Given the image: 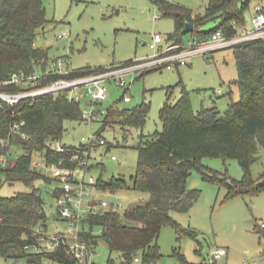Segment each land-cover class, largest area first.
Masks as SVG:
<instances>
[{
  "label": "trees",
  "instance_id": "trees-1",
  "mask_svg": "<svg viewBox=\"0 0 264 264\" xmlns=\"http://www.w3.org/2000/svg\"><path fill=\"white\" fill-rule=\"evenodd\" d=\"M152 1L161 8L162 16L175 19L176 28L169 38L182 43L187 22L193 24L190 31L193 36L206 37L219 29L228 36L235 35L245 25V11L251 0H209L203 12H195L174 0ZM46 22L44 0H0V90L25 89L26 83L7 80L13 73H31L40 66L44 72L37 79L38 85L61 76L80 77L106 68L86 66L66 75L53 70L47 73L49 51L35 42ZM211 22L217 24L205 28ZM233 46L238 68L235 83L240 88V98L230 101L224 114L216 105L196 110L184 87L177 102L168 98L161 107L163 129L141 134L136 145L137 172L129 180L123 176L98 178L97 187L103 192L133 188L148 192L150 197L146 202L126 207L123 212L112 203L103 212L90 213L83 221L85 230L80 238L93 250L99 238H103L111 252L121 253L126 264L138 253L143 263L156 261L160 255L158 237L162 227L172 224L178 231L184 229L172 211H189L201 196V189L189 184L195 169L202 170L205 180L226 183L230 196L264 190V170L259 179L252 172V165L264 148V37ZM150 108L151 103L147 101L132 107L112 106L104 115L103 128L115 124L143 127ZM70 120L83 121V114L81 103L71 100L68 90L28 97L16 104H0V189L5 181L21 180L31 186L30 190H19L12 195L0 194V254L7 259L26 258L29 263L38 264L52 259L76 264L63 241L53 249H47L41 241V235L48 229V214L35 182L41 178L51 181L54 177L43 166L33 164L36 151L42 152L49 164L60 160L67 165L75 164L70 159L74 150L58 151L48 143L64 136L66 122ZM14 145L25 152L9 159ZM207 156L238 159L244 170L243 177L228 183V174L223 179L219 170L205 167L202 160ZM55 194L59 191L55 190ZM95 225L102 226L100 234L94 233ZM188 232L197 235L193 229ZM178 255L183 264H196L182 253Z\"/></svg>",
  "mask_w": 264,
  "mask_h": 264
},
{
  "label": "rangeland",
  "instance_id": "rangeland-1",
  "mask_svg": "<svg viewBox=\"0 0 264 264\" xmlns=\"http://www.w3.org/2000/svg\"><path fill=\"white\" fill-rule=\"evenodd\" d=\"M174 1L191 7L195 12H203L209 2ZM261 2L264 3V0L250 1L245 11V25L240 30L252 26L254 6ZM44 3L47 22L37 34L35 42L49 51L46 72L53 70L66 73L86 66L107 68L130 59L129 63L146 62L160 48L174 42L169 34L176 28L175 19L162 16L161 8L152 0H44ZM215 24L217 22H211L205 28ZM64 32L60 37L59 34ZM155 32H160L164 40L159 47L152 48L150 42ZM194 37L200 36L187 32L184 34V43L189 44ZM189 61L173 69L147 66L142 69L152 71L143 75L140 70L127 71L123 75L127 81L126 91V87L118 84L116 79L106 80L107 95L98 101H91L87 93L88 85L82 84L74 89L75 94L84 93L80 97L82 110L91 109L93 104L98 119L67 121V130L61 140L67 144H79L83 137L85 141L93 136L105 137L107 140L106 144L93 142V168L87 172L86 178L93 174L96 178L123 176L129 180L138 169L139 151L136 145L141 134L163 129L160 109L168 98L173 103L177 102L184 87L196 110L216 105L224 114L228 103L240 98V88L235 83L238 68L234 46L218 48L205 54L197 53ZM37 72L42 73L44 70L40 66ZM219 88L223 89L222 94L216 91ZM123 94L132 99L125 101ZM144 101L150 102L151 108L143 127L115 124L103 128L104 109L115 105L132 107ZM24 152L22 147L14 145L9 159H15ZM113 154L117 158L113 159ZM259 155V160L252 165L253 175L258 179L264 170V148H261ZM34 157L40 159L42 152L36 151ZM202 161L205 167L219 170L223 179H226L225 173L228 174V183L243 177L244 170L236 158L207 156ZM35 184L40 188L46 203L48 229L45 234L52 237L58 235L59 231H67L69 224L58 212L55 194L60 182L41 178ZM189 184L200 188L201 196L189 211H172L173 217L184 229L178 231L174 225L165 224L158 237L160 255L149 264H183L178 252L190 262L214 264L213 253L220 247L227 249V253L216 258V264H264V227L261 225L264 190L230 196L226 183L205 180L200 169L193 170ZM30 189L31 186L21 180L13 183L5 181L0 194L12 195L19 190ZM91 190L89 195H84V205L90 198H102L114 203L122 212L126 207L146 202L150 197L148 192L133 188L103 192L93 186ZM85 209V213L90 210L87 207ZM102 229L100 225L93 227L95 234H100ZM189 229L195 230L197 235L189 233ZM137 256L140 260L133 259L130 264H143L141 254ZM91 260L93 264H126L121 253L111 252L103 238H99ZM26 263V258L7 259L0 254V264Z\"/></svg>",
  "mask_w": 264,
  "mask_h": 264
},
{
  "label": "built area",
  "instance_id": "built-area-1",
  "mask_svg": "<svg viewBox=\"0 0 264 264\" xmlns=\"http://www.w3.org/2000/svg\"><path fill=\"white\" fill-rule=\"evenodd\" d=\"M255 12L252 18V26L250 28L243 27L235 35L228 36L221 29L211 33L206 37H194L189 44L172 42L160 48L159 51L152 55L146 62H134V63H118L114 66L107 67L102 71L80 76V77H58L52 82L45 85H38L37 79L42 75L37 71L26 73L19 72L13 73L10 79L7 80L9 83L25 84V89L20 91H6L0 90V104L4 102L10 104H16L28 97H34L45 93H57L61 90L69 91V98L80 102V97L84 96V93L75 94L74 89L79 85H88L87 93L91 98V101H98L104 99L107 95V84L106 80L112 78L117 80V83L123 87H127V81L123 77L124 73L130 70L145 71L147 66L154 67L155 69L166 66L167 68L173 69L175 66L188 64L189 58L197 53H208L218 48L233 46L239 42L246 41L249 39L264 37V3H257L254 6ZM64 33H60L62 37ZM164 40L163 35L160 32H155L150 42V47L157 48L160 42ZM55 72V71H53ZM50 73V72H47ZM58 73V72H57ZM60 72L59 74H67ZM29 83V85H28ZM31 83V84H30ZM2 84V82H0ZM218 91H221L220 89ZM132 98L129 95L124 94V100L130 101ZM108 110H103L102 113L105 115ZM83 120L98 119V113L94 111L93 104L91 109L82 110ZM104 115L102 120L104 119ZM83 141L79 144H67L61 140V138L49 141V146L58 151L66 149L74 150L71 155V160L75 162L74 165H67L64 160H60L59 163L52 162L48 163L44 156L40 159H34L33 164L36 166H43L49 171L54 179L60 182L56 190L59 194L56 196L58 212L62 219L66 220L69 224L67 231H59L58 235L48 237L49 235L43 233L41 235V241L47 249H53L60 241L66 244L68 251L75 257L76 264H93L91 255L93 249L87 244L85 240L80 238V233L85 230L83 221L92 212H103L111 207L110 203L106 199L90 198L86 205H84V195H89L94 186L97 191L98 189V178L91 174L86 178V174L93 168L91 163L93 148V142L96 141L98 144H106L107 140L105 137H91L89 141H85L86 138H82ZM4 142V139H2ZM115 159L117 156L112 155ZM85 207L90 208L88 213H85ZM261 225L264 227V217L261 219ZM50 239V240H49ZM45 242H47L45 244ZM227 253V249L220 247L213 253L214 264H216V258ZM135 260H140V257L136 256ZM69 264L67 262L55 261L52 259H45L42 264ZM26 264H38V263H26ZM143 264H149L144 262Z\"/></svg>",
  "mask_w": 264,
  "mask_h": 264
},
{
  "label": "water",
  "instance_id": "water-1",
  "mask_svg": "<svg viewBox=\"0 0 264 264\" xmlns=\"http://www.w3.org/2000/svg\"><path fill=\"white\" fill-rule=\"evenodd\" d=\"M193 30V24L191 22H187L185 27L183 28V33H187Z\"/></svg>",
  "mask_w": 264,
  "mask_h": 264
},
{
  "label": "crops",
  "instance_id": "crops-1",
  "mask_svg": "<svg viewBox=\"0 0 264 264\" xmlns=\"http://www.w3.org/2000/svg\"><path fill=\"white\" fill-rule=\"evenodd\" d=\"M219 89H220L221 91H218ZM219 89L216 90V91H217L218 93H221V94H222V93H223V89H221V88H219ZM229 103H230V102H229ZM229 103H228V104H229Z\"/></svg>",
  "mask_w": 264,
  "mask_h": 264
}]
</instances>
